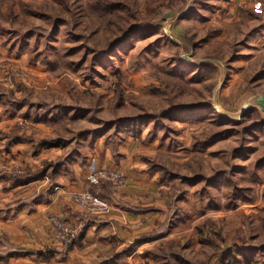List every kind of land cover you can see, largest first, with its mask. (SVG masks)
Segmentation results:
<instances>
[{
	"label": "rangeland",
	"instance_id": "rangeland-1",
	"mask_svg": "<svg viewBox=\"0 0 264 264\" xmlns=\"http://www.w3.org/2000/svg\"><path fill=\"white\" fill-rule=\"evenodd\" d=\"M89 1L16 0L12 14L1 8L10 43L0 55V123L7 121L0 128V175L40 179L75 157L90 163L103 153L100 141L114 154L129 143L131 155L142 150L164 203L133 208L164 213L155 226L142 227L140 240H153L137 262L237 264L225 253L237 248L238 264H264V4L92 0L88 10ZM244 102L251 106L239 117ZM15 126L30 139L9 143ZM21 143L33 150L60 146L61 155L34 167H4L7 152ZM97 168L103 167L88 173ZM104 168L127 183L125 171ZM6 183L10 178H0V189ZM88 185L81 191L100 195L124 186ZM137 242L125 250L112 244L102 264H135L128 256ZM69 250L63 248L64 258Z\"/></svg>",
	"mask_w": 264,
	"mask_h": 264
},
{
	"label": "crops",
	"instance_id": "crops-1",
	"mask_svg": "<svg viewBox=\"0 0 264 264\" xmlns=\"http://www.w3.org/2000/svg\"><path fill=\"white\" fill-rule=\"evenodd\" d=\"M3 12H6V7ZM8 34L0 28V55L8 53L5 50L10 43ZM4 120L1 119L3 125L7 122ZM1 123L0 128L3 126ZM98 144L104 154H92L93 160L90 163L88 160L87 164L82 165L80 158L75 163V157L71 164L61 162L58 168H54L55 173L45 174L43 178L28 184L14 187H10L9 183L4 184V188L0 189V264H102L105 261L103 255L109 252L112 244L118 243L117 249L125 250L130 244H135V241H138L137 246L131 250L128 258H134V263L140 264L137 262L141 259L139 254L153 240L151 235L149 239L140 240L142 227L155 226L159 213H164L156 210L142 214L133 210V207L149 202L161 205V209H164V203L159 202L161 185L155 180L156 177L145 171V162L140 160L142 150L139 147H135L134 155H131L132 151L127 150L129 143L119 144L118 151L114 154L102 141ZM60 155V146L33 150L32 143H21L7 152L5 164H1L7 168L21 163L34 167L33 164L43 160L55 161ZM93 167L119 168L125 171L128 180L119 190H110V194H106L111 200L112 209L86 221L80 238L64 258L63 245L54 238L50 218L53 215L70 220L80 217V208L74 195L92 188L85 178ZM146 220L148 222L143 224ZM50 247L57 250L49 260L33 254H6L17 249L38 251Z\"/></svg>",
	"mask_w": 264,
	"mask_h": 264
},
{
	"label": "built area",
	"instance_id": "built-area-1",
	"mask_svg": "<svg viewBox=\"0 0 264 264\" xmlns=\"http://www.w3.org/2000/svg\"><path fill=\"white\" fill-rule=\"evenodd\" d=\"M253 1L256 2V5L264 4V0ZM87 181L92 186H99L103 181L108 182L113 189H118L124 185L125 179L120 172L103 167L93 169L89 172ZM75 201L83 212V218L81 217L77 221L63 220L56 216L51 218L55 233L54 238L58 242L63 243L77 238L90 216L109 211V202L99 193H93L87 190L81 191L75 194Z\"/></svg>",
	"mask_w": 264,
	"mask_h": 264
},
{
	"label": "trees",
	"instance_id": "trees-1",
	"mask_svg": "<svg viewBox=\"0 0 264 264\" xmlns=\"http://www.w3.org/2000/svg\"><path fill=\"white\" fill-rule=\"evenodd\" d=\"M100 1V0H98ZM107 2V4H109V0H105ZM119 2V1H117ZM15 3L16 0H0V12H1V8L6 4L7 5V13L12 14L14 12L15 9ZM21 8L24 7V4L22 1H19ZM88 10L91 9L92 10V0L89 1V3L86 5ZM23 9V8H22ZM26 10V9H25ZM112 12V11H109ZM117 18H119V16H116ZM112 20V19H111ZM110 20V21H111ZM215 109V108H213ZM216 110V109H215ZM218 112V111H217ZM264 123V122H263ZM263 123H259V125L263 124ZM19 130V128H17L16 126L13 128V133H12V137H9V143H17L20 142L22 140L25 139H30V137H27L25 135H18V133L15 130ZM42 144L47 145V146H55L57 144L56 140H48L45 139L43 141H41ZM40 175L39 173H23V174H19V173H11V174H4V175H0V178H5V179H9L11 180V185L12 186H19V185H23V184H27L31 181L37 180L39 179ZM103 185V184H102ZM103 193L101 195H103V197H106V194L109 195L110 190L109 189H105L102 191ZM19 203V202H18ZM134 208V207H133ZM137 208V207H136ZM140 209L138 208L137 211H139ZM86 224V223H85ZM85 228V227H84ZM83 228V229H84ZM82 231L79 233V236L73 240H69V241H65L63 242V248L64 247H68V248H72V246L78 241V239L80 238ZM262 249V248H261ZM260 249V250H261ZM56 248H45V249H41L38 251H29L26 249H17L16 251H12V252H6V254L11 255V254H33L37 257H40L43 260H49L51 257H53L54 252L56 251ZM264 250V249H263ZM237 248H230L227 249L225 251L226 256H229L227 260L233 258L235 259L236 263H240V260L238 259V257L235 255L237 253ZM224 253V254H225ZM7 255V256H8ZM227 260L222 261L223 263L225 262H229ZM250 264H256V262H251Z\"/></svg>",
	"mask_w": 264,
	"mask_h": 264
},
{
	"label": "water",
	"instance_id": "water-1",
	"mask_svg": "<svg viewBox=\"0 0 264 264\" xmlns=\"http://www.w3.org/2000/svg\"><path fill=\"white\" fill-rule=\"evenodd\" d=\"M251 102H244L239 110V114L238 116L241 117L243 116V114L245 113V111L251 106L250 104ZM262 107H263V111H264V101H261ZM214 108L217 109L218 111H222L220 107H218L217 105H214ZM261 122H264V119L261 120Z\"/></svg>",
	"mask_w": 264,
	"mask_h": 264
}]
</instances>
